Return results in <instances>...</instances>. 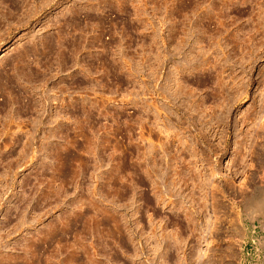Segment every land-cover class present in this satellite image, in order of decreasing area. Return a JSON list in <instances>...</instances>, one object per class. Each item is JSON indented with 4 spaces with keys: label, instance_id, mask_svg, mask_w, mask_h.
Wrapping results in <instances>:
<instances>
[{
    "label": "rangeland",
    "instance_id": "374dc122",
    "mask_svg": "<svg viewBox=\"0 0 264 264\" xmlns=\"http://www.w3.org/2000/svg\"><path fill=\"white\" fill-rule=\"evenodd\" d=\"M261 122L264 0H0V264H193L160 181L210 162L198 261L264 264Z\"/></svg>",
    "mask_w": 264,
    "mask_h": 264
},
{
    "label": "bare ground",
    "instance_id": "6f19581e",
    "mask_svg": "<svg viewBox=\"0 0 264 264\" xmlns=\"http://www.w3.org/2000/svg\"><path fill=\"white\" fill-rule=\"evenodd\" d=\"M24 4V3H23ZM196 15V14H195ZM213 18V17H212ZM199 19V18H198ZM224 22V21H223ZM187 28V27H186ZM176 29V28H175ZM215 29V28H214ZM194 30V29H193ZM217 30V29H216ZM200 32V31H199ZM173 33V32H172ZM182 37V36H181ZM213 37V36H212ZM184 38V37H183ZM176 39V38H175ZM178 39V38H177ZM214 39V38H213ZM238 39V38H237ZM170 40V39H169ZM173 40V39H172ZM179 40V39H178ZM220 40V39H219ZM232 42V41H231ZM201 43V42H200ZM217 44V43H216ZM211 46V45H210ZM216 46V45H215ZM214 46V47H215ZM204 47V46H203ZM213 47V46H212ZM218 48V47H217ZM208 49V48H207ZM215 49V48H214ZM204 51H205V49H204ZM220 51V50H219ZM223 51H225V50H223ZM196 52V51H195ZM189 54V53H188ZM197 54V53H196ZM159 56V55H158ZM157 57V56H156ZM201 57V56H200ZM195 58H197V57H195ZM202 58V57H201ZM198 59V58H197ZM200 60V59H199ZM186 61V60H185ZM190 61V60H189ZM196 61H198V60H196ZM205 61V60H204ZM187 62V61H186ZM200 62H202V61H200ZM199 62V63H200ZM189 63V62H188ZM202 64V63H201ZM180 65V64H179ZM176 66V65H175ZM211 66V65H210ZM213 66V65H212ZM222 66V65H221ZM214 67V66H213ZM178 71V70H177ZM179 73V72H178ZM215 76H217V75H215ZM188 77V76H187ZM175 78V77H174ZM7 79V78H6ZM218 79V78H217ZM178 80H179V78H178ZM156 81V80H155ZM215 81V80H214ZM220 81V80H219ZM178 82V81H177ZM177 82H176V84H177ZM187 83V82H186ZM175 84V83H174ZM175 84V85H176ZM183 84V83H182ZM171 85V84H170ZM178 85V84H177ZM200 85H202L201 83H200ZM158 86V85H157ZM161 86V85H160ZM159 86V87H160ZM181 86V85H180ZM189 86V85H188ZM223 86V85H222ZM168 87V86H167ZM176 87V86H175ZM185 87V86H184ZM187 87V86H186ZM170 88V87H169ZM168 88V89H169ZM177 88V87H176ZM181 87H179L178 86V89H180ZM162 89V88H161ZM144 90V89H143ZM158 90H159V88H158ZM181 90V89H180ZM179 90V91H180ZM194 90V89H193ZM164 91V90H163ZM167 91V90H166ZM173 91H175L174 90V88H173ZM177 91V90H176ZM183 91H185L184 89H183ZM183 91H181V92H183ZM187 91H190V90H187ZM165 92V91H164ZM181 92H180V94H181ZM186 92V91H185ZM190 92H192V91H190ZM218 92V91H217ZM226 92V91H225ZM231 92V91H230ZM184 93V92H183ZM192 93H194V92H192ZM239 93V92H238ZM159 94H160V92H159ZM163 94V93H162ZM161 94V95H162ZM165 94V93H164ZM169 94H171V93H169ZM173 94V93H172ZM177 94H178V92H177ZM179 94V95H180ZM212 94V93H211ZM221 94V93H220ZM182 95V94H181ZM186 95V94H185ZM233 95V94H232ZM238 95V94H237ZM172 96V95H171ZM175 96V95H174ZM177 96V95H176ZM191 96H192V94H191ZM240 96V95H239ZM163 97V96H162ZM166 97V96H165ZM221 97V96H220ZM228 97H230V96H228ZM167 98V97H166ZM180 98V97H179ZM182 98V97H181ZM187 98V97H186ZM189 98L191 99V97L189 96ZM189 98H187V99H189ZM203 98V97H202ZM227 98V97H226ZM225 98V99H226ZM189 99V100H190ZM228 99V98H227ZM238 99V98H237ZM162 100V99H161ZM182 100H184V99H182ZM195 100V99H194ZM193 100V101H194ZM191 101H192V99H191ZM227 101V100H226ZM229 101V100H228ZM169 102V101H168ZM179 102V101H178ZM195 102H197V101H195ZM195 102H194V104H195ZM201 102V101H200ZM216 102V101H215ZM220 102H221V100H220ZM183 103H185V102H183ZM222 103V102H221ZM233 103V102H232ZM158 104V103H157ZM186 104H189V102L188 103H185V105ZM193 104V105H194ZM158 105H160V104H158ZM162 105V104H161ZM161 105H160V107H161ZM192 105V106H193ZM217 105V104H216ZM221 105V104H220ZM220 105H218V107L220 106ZM222 105H224V104H222ZM226 105V104H225ZM164 105H162V107H163ZM174 106H175V104H174ZM187 106V105H186ZM198 106V105H197ZM155 107H156V105H155ZM159 107V106H158ZM158 107L156 108V109H158ZM161 107V108H162ZM167 107V106H166ZM165 107V108H166ZM179 107V106H178ZM202 107H203V105H202ZM221 108H222V106H220ZM225 107H227V106H224L223 107V109L225 108ZM229 107V106H228ZM227 107V108H228ZM161 108H159V109H161ZM196 108V110H197V107H195ZM210 108H211V106H210ZM263 108V107H262ZM167 109V108H166ZM165 109V110H166ZM178 109V108H177ZM191 109H193V108H191ZM230 109V108H229ZM198 110H199V108H198ZM203 110V109H202ZM205 110V109H204ZM213 110V109H212ZM220 110V112H212V114H210L209 115V117H208V120L205 122L206 124L207 123H209L210 125L209 126H213L214 124H216V127H217V130L219 131V127L221 126L222 128H224L225 127V124H227L226 122H224V117H222V114L225 112V110H226V108H225V110H224V112H223V110H221V109H219ZM200 111V110H199ZM198 111V112H199ZM164 113H165V111H163ZM202 112V111H201ZM204 112V111H203ZM202 112V113H203ZM173 113V112H172ZM194 113V112H193ZM192 113V114H193ZM168 114V113H167ZM185 114V113H184ZM187 114V113H186ZM244 114V113H243ZM169 115H170V113H169ZM200 115V114H199ZM202 115V114H201ZM200 115V116H201ZM158 116V115H157ZM156 116V117H157ZM185 117V116H184ZM189 117V116H188ZM176 118V117H175ZM183 118V117H182ZM186 118V117H185ZM185 118H183V119H185ZM200 118V117H199ZM250 118V117H249ZM255 118V117H254ZM165 119V118H164ZM201 119V118H200ZM172 120H174V119H172ZM180 120V119H179ZM185 120H187V119H185ZM203 120H204V118H203ZM151 121V120H150ZM242 121V120H241ZM161 122V121H160ZM180 122V121H179ZM179 122H178V124H179ZM187 122V121H186ZM213 122H214V124H213ZM257 122V121H256ZM182 123H184V122H182ZM190 123V122H189ZM235 123V122H234ZM261 123H264V122H261ZM162 124V123H161ZM165 124V123H164ZM168 124V123H167ZM175 124V123H174ZM233 124V123H232ZM177 125V124H176ZM184 125H186V123L184 124ZM190 125V124H189ZM235 125V124H234ZM156 126V125H155ZM161 126V125H160ZM165 126V125H164ZM172 126V125H171ZM206 126V125H205ZM227 126V125H226ZM159 127V126H158ZM169 127V126H168ZM210 127V128H211ZM215 127V128H216ZM235 127V126H234ZM170 128V127H169ZM221 128V129H222ZM236 128H237V125H236ZM263 128V127H262ZM173 128H171V130H172ZM239 129V128H238ZM257 129V128H256ZM160 130V129H159ZM182 130V129H181ZM192 130V129H191ZM235 130V129H234ZM158 131V130H157ZM167 131H168V129H167ZM175 131H178V130H175ZM187 131V130H186ZM216 131V130H215ZM217 131V132H218ZM221 131V133H226L225 134V136L227 137V135L229 134L227 131H226V129L224 128V130L222 129V130H220ZM257 131V130H256ZM179 132V131H178ZM204 132V131H203ZM161 133V132H160ZM175 133V132H174ZM220 133V134H221ZM223 133V134H224ZM260 133V132H259ZM151 134H152V131H151ZM201 134V133H200ZM205 134V133H204ZM256 134H257V137H258V132H256ZM157 135V134H156ZM166 135V134H165ZM188 135V134H187ZM264 135V134H263ZM190 136V135H189ZM188 136V137H189ZM221 136V135H220ZM237 136V135H236ZM157 137V136H156ZM164 137V136H163ZM169 137V136H168ZM256 137V136H255ZM256 137V138H257ZM159 138V137H158ZM167 138V137H166ZM172 138V137H171ZM170 138V139H171ZM184 138H185V136H184ZM184 138L182 139V140H184ZM196 138V137H195ZM207 137H205V140H206V142H208V140L206 139ZM208 138H209V136H208ZM169 139V140H170ZM178 139V138H177ZM188 139V138H187ZM193 139V138H192ZM218 139V138H217ZM220 139V138H219ZM168 140V139H167ZM168 140V141H169ZM181 139H179V141H180ZM189 140V139H188ZM200 140V139H199ZM222 140V139H221ZM220 140V141H221ZM237 140V139H236ZM252 140V139H251ZM158 141H160V140H158ZM157 141V142H158ZM186 141V140H185ZM194 141V140H193ZM239 141V140H238ZM253 141V140H252ZM254 141H255V139H254ZM162 142V141H161ZM178 142V141H177ZM184 142V141H183ZM196 142V141H195ZM206 142L205 141H203V140H200V141H198V145H200V143H204V144H206ZM218 142V141H217ZM225 142V141H224ZM237 142V141H236ZM240 142V141H239ZM160 143V142H159ZM165 143V142H164ZM167 143V142H166ZM180 143H181V141H180ZM185 143V142H184ZM190 143L191 142H189V145H190ZM210 142H208L206 145H207V151H210V149H209V147H210V144H209ZM241 143V142H240ZM178 144V143H177ZM209 144V145H208ZM259 144V143H258ZM161 145V144H160ZM163 145V144H162ZM161 145V146H162ZM167 145V144H166ZM186 145V144H185ZM202 145V144H201ZM200 145V146H201ZM205 145V146H206ZM216 145V144H215ZM204 146V147H205ZM213 146V145H212ZM192 147V146H191ZM198 147V146H197ZM165 148V147H164ZM182 148V147H181ZM201 148H203V147H201ZM200 148V149H201ZM260 148V147H259ZM262 148V147H261ZM151 149V148H150ZM162 149V148H161ZM189 149V148H188ZM198 150H199V148H197ZM154 150V149H153ZM163 150V149H162ZM162 150H160V152L162 151ZM196 150V149H195ZM202 151H204L203 149H201ZM219 150V149H218ZM221 150V149H220ZM254 150V149H253ZM263 150V149H262ZM177 151V150H176ZM237 151V150H236ZM141 152V151H140ZM171 152V151H170ZM193 152H194V150H193ZM200 152V151H199ZM198 152V153H199ZM196 153V152H195ZM194 153V154H195ZM204 153H206V152H204ZM210 153H212V154H214V152H211L210 151ZM216 153V152H215ZM218 153V152H217ZM264 153V152H263ZM150 154V153H149ZM170 154V153H169ZM179 154V153H178ZM203 154V153H202ZM207 155H205L206 156V158H204L205 160H207V163H208V159L211 157L210 155H208V153H206ZM253 154V153H252ZM152 155V154H151ZM164 155V154H163ZM172 155V154H171ZM170 155V156H171ZM174 155V154H173ZM176 155V154H175ZM200 155V154H199ZM216 155V154H215ZM218 155V154H217ZM216 155V156H217ZM169 156V155H168ZM204 156V157H205ZM219 156V155H218ZM254 156V155H253ZM151 157V156H150ZM191 157V156H190ZM262 157V156H261ZM173 158V157H172ZM184 158V157H183ZM182 158V159H183ZM193 158H195V157H193ZM212 158V157H211ZM154 159V158H153ZM152 159V160H153ZM157 159V158H156ZM155 159V160H156ZM174 159V158H173ZM177 159V158H176ZM178 159H180V158H178ZM182 159H180L181 161H182ZM186 159V158H185ZM212 159H214V158H212ZM254 159V158H253ZM263 161H264V156H263ZM164 160V159H163ZM180 160H179V162H180ZM184 160V159H183ZM188 160V159H187ZM193 160V159H192ZM173 161V160H172ZM176 161V160H175ZM178 161V160H177ZM193 161H195V160H193ZM213 161V160H212ZM252 161V160H251ZM261 161V160H260ZM259 161V162H260ZM152 162V161H151ZM187 162V161H186ZM196 162V161H195ZM205 162V161H204ZM210 162V161H209ZM216 162V161H215ZM162 163V162H161ZM170 163H171V161H170ZM174 163V162H173ZM184 163V162H183ZM189 163V162H188ZM187 163V164H188ZM202 163V162H201ZM158 164V163H157ZM172 164V163H171ZM186 164V163H185ZM192 164V163H191ZM260 164V163H259ZM160 165V164H159ZM168 165V164H167ZM184 165V164H183ZM209 165V166H208ZM207 166V168L206 167H204V168H202V169H204V171H206V170H209L208 172L210 173V174H212L213 173V165L214 164H212V162H210L209 164H208ZM126 166V165H125ZM129 166V165H128ZM152 166H153V164H152ZM181 164H180V168H181ZM189 166V165H188ZM173 167V166H172ZM184 167V166H183ZM195 167V166H194ZM252 167V166H251ZM255 167H257V166H255ZM159 168V167H158ZM180 168H179V171H177V169H174V170H176L177 171V179L176 180H178V176H179V180L181 181V179L183 180V181H181V183L180 182H177V181H175V180H169L168 182H166V180H165V178L168 176V175H166V177L164 178V180L162 179V181H160V185H162V187H160L159 189L161 190L160 192H161V198L163 199V198H167V200H165V199H160V200H162V201H166L165 203H164V205H171L170 206V208H178V209H181V211L183 210V218L181 217L180 219L178 218V216L177 215H179V214H176V216H174V218L173 219H175V220H173V223L174 224H177V229H179V230H176V231H174L172 234L170 233L169 234V237H170V239L172 240V241H175L176 239H179V242L180 243H184V245H186L187 247V249H189L187 252H188V254H187V258H188V260H190V262H192L193 264H204L203 262L201 263V262H199L198 260H199V253H198V249L200 248V240L203 238V240H205V238L206 237H204V231L205 232H207L206 231V227H207V224L209 225V223H211L212 222V219L214 218V216L212 217L211 215L212 214H208V216L206 217V218H203L202 217V214H201V211H200V209H202L203 208V203H200L198 200H199V197L198 196H200V195H198L197 197H193V195H194V193H191V192H189V193H185L186 191H185V189L187 188V181L188 180H190L191 181V183H192V186H194L195 185V187L197 186L198 187V189L199 188H201L202 187V176H205V175H207V174H205L206 172H204V171H200V169L198 170L197 168H196V170H198V171H196V172H194V174L192 173V174H190V172L189 173H187V172H185L184 170V172L182 171V172H180ZM185 168V167H184ZM153 169V168H152ZM167 169H168V167H167ZM181 169H183V168H181ZM192 169V168H191ZM217 169V168H216ZM156 170V169H155ZM166 170V169H165ZM174 170H172L173 171V173H171V175H170V177L174 174ZM130 171V170H129ZM170 171V170H169ZM175 171V172H176ZM193 171V170H192ZM191 171V172H192ZM152 172V171H151ZM154 172V171H153ZM152 172V173H153ZM162 172V171H161ZM165 172H167V171H165ZM178 172L180 173L179 175H178ZM207 172V173H208ZM252 172V171H251ZM256 172V173H255ZM254 173L255 174H257V173H259V174H257L258 176L260 175V177H262L263 179H264V166L262 167V165L260 164L258 167H257V169H256V171H255ZM162 173H164V169H163V172ZM181 173L183 174L182 176H180L181 175ZM187 173V176H185V174ZM215 173V172H214ZM156 174V173H155ZM168 174V173H167ZM176 174V173H175ZM216 174V173H215ZM160 175V174H159ZM209 175V174H208ZM152 176H153V174H152ZM249 176V175H248ZM250 176H251V174H250ZM154 177V176H153ZM175 177V176H174ZM156 178V177H155ZM205 178V177H204ZM246 178H247V176H246ZM169 179V178H168ZM167 179V180H168ZM170 179H174L173 177L172 178H170ZM198 179H200V182H197L198 181ZM178 180V181H179ZM195 180H197L196 182H197V184H194V181ZM159 181V180H158ZM242 181H244V180H242ZM176 182L178 183V185L176 184ZM230 182V181H229ZM198 183H199V185H198ZM205 183V182H204ZM210 183V182H209ZM251 184H250V189H252V192H251V194H249V199H252L253 197H254V195H256V193H259L260 194V197H258L256 200H252V202H251V209L252 210H256V211H259V213L261 212V213H263L264 214V187L262 188V187H260V185L259 186H257V185H255L254 184V179H253V177H252V179H251V182H250ZM155 184V183H154ZM158 184V183H157ZM224 184V183H223ZM228 184V183H227ZM159 185V184H158ZM177 185V186H176ZM183 185H184V187H183ZM233 185V184H232ZM156 186V185H155ZM191 186V187H192ZM201 186V187H200ZM227 186V185H226ZM230 186V185H229ZM154 187V186H153ZM157 188H158V186H157ZM162 188V189H161ZM229 189H231L230 187H228ZM234 188V187H233ZM248 188V187H247ZM158 189V190H159ZM192 189V188H191ZM197 189V188H196ZM195 189V190H196ZM209 189H210V187H209ZM208 189V190H209ZM238 189V188H237ZM156 189H154V191H155ZM205 190V189H204ZM211 190H213V194H214V189H211ZM211 190H209L208 192H209V194H210V192H212ZM185 191V192H184ZM190 191V190H189ZM192 191V190H191ZM194 191V190H193ZM202 191V190H201ZM218 191V190H217ZM241 191V195H242V197H244L243 196V194H242V192L244 191H242V190H240ZM195 192H198L197 190L195 191ZM200 192V191H199ZM233 193V192H232ZM244 193V192H243ZM248 193V192H247ZM157 194V193H156ZM201 194V193H200ZM223 194V193H222ZM237 194V193H236ZM258 194V195H259ZM244 195H245V193H244ZM201 196H202V194H201ZM220 196V195H219ZM257 196V195H256ZM255 196V197H256ZM157 197V196H156ZM189 197V199H192V201L191 200H188L187 198ZM210 197V196H209ZM212 197V198H211ZM210 198H211V200H212V202H211V204L210 205H212L213 206V208L216 206V205H214L215 203H214V201L216 200H213V196H211ZM248 197V196H247ZM250 197H252V198H250ZM200 198H202V197H200ZM214 198H215V196H214ZM232 198V197H231ZM237 198V197H236ZM246 198V197H245ZM248 199V200H249ZM254 199V198H253ZM156 200H157V198H156ZM210 200V199H209ZM208 200V201H209ZM157 202H159V201H157ZM243 203V202H242ZM222 204V203H221ZM189 206H191L192 208H189ZM211 206V207H212ZM185 208H187V209H190V210H188L187 211V209H185ZM217 208H219L218 206H217ZM220 209V208H219ZM218 209V210H219ZM250 209V208H249ZM213 210H216V208H214ZM177 211H179V210H177ZM171 212V211H170ZM211 213V212H210ZM175 214V213H174ZM213 214H214V212H213ZM180 216V215H179ZM250 217V216H249ZM182 219H184V222L186 223L185 224V227L186 228H184L185 229V233L186 232H189L188 234H186V236L188 235V236H190L191 235V237H190V240H188L187 242H186V240L188 239V238H186L185 236V238H182V237H180L179 235V232H181L180 231V224H181V220ZM216 220V219H215ZM200 221V222H199ZM203 221H204V224H203ZM219 221V220H218ZM172 222V221H171ZM183 223V222H182ZM206 226V227H205ZM215 224H211L210 225V227L208 228V233H209V237H210V239L208 238V240L206 239V241H204V242H207V244L210 242V240H212L211 238L213 237V236H215ZM204 227V228H203ZM217 228V227H216ZM170 232V231H169ZM195 232L197 233V235L195 236ZM182 233V232H181ZM161 235V234H160ZM161 236H163V235H161ZM164 237V236H163ZM218 237V236H217ZM162 238V237H161ZM165 239H166V236H165ZM160 240V239H159ZM163 241V240H162ZM166 241H168V240H166ZM158 242V241H157ZM156 242V243H157ZM169 242H171V241H169ZM178 242V241H177ZM159 243V242H158ZM163 243V242H162ZM173 242H171V244H172ZM175 243V242H174ZM170 244V243H169ZM161 246V245H160ZM178 247V246H177ZM209 247V246H208ZM180 250V249H179ZM200 251V250H199ZM217 251V250H216ZM186 252V253H187ZM205 254V253H204ZM169 257H170V255H169ZM183 257H185V256H183ZM216 257V256H215ZM180 258V257H179ZM186 259V258H185ZM164 260V259H163ZM221 260V259H220ZM214 262V261H213ZM190 264V263H189Z\"/></svg>",
    "mask_w": 264,
    "mask_h": 264
}]
</instances>
